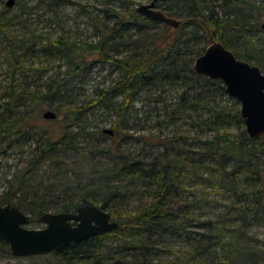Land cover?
<instances>
[{"label":"trees","instance_id":"trees-1","mask_svg":"<svg viewBox=\"0 0 264 264\" xmlns=\"http://www.w3.org/2000/svg\"><path fill=\"white\" fill-rule=\"evenodd\" d=\"M116 1L121 4L113 5ZM22 2L16 0L15 6ZM61 2L39 0L54 16ZM105 4L104 20L93 18L95 43L71 41L64 33L49 41L34 31L17 40L11 28L19 16L10 18L6 6L0 10V44L6 43L23 74L21 85L8 88L6 106L38 103L60 123L58 131L43 130L38 136L0 204L30 212L31 224L52 210L75 213L86 204L99 206L119 223L114 232L46 257L62 264H264V241L254 232L264 228V139H250L241 104L223 82L194 68L206 47L220 41L264 73V0H168L158 5L180 20L178 29L138 14L135 0ZM94 56L120 76L90 99L69 85L83 77ZM31 71L38 72L37 78L29 76ZM170 91L175 101L168 103L163 96ZM141 92L149 102L163 104L164 120L158 112L156 126L174 128L173 139L157 137L156 154L144 149L126 153L122 144L130 137L148 145L144 135L135 136L144 126L131 128L128 120ZM97 109L116 115L113 136L99 130L110 144L78 148L81 139L95 137L86 125ZM181 123L189 129L178 136ZM13 126L10 117L0 118V143L19 133L20 127L13 132ZM195 129L199 132L192 137ZM209 188L225 196L211 200ZM193 189L200 195L193 196ZM134 201L143 204L138 212L120 210ZM0 249L10 256L8 246L0 244Z\"/></svg>","mask_w":264,"mask_h":264},{"label":"rangeland","instance_id":"rangeland-1","mask_svg":"<svg viewBox=\"0 0 264 264\" xmlns=\"http://www.w3.org/2000/svg\"><path fill=\"white\" fill-rule=\"evenodd\" d=\"M7 0L0 1V10L5 7ZM61 6L57 16L48 11V8L39 3V0H23L21 5L10 8L9 17L12 18L18 15L19 18L15 20L14 25L11 28L13 36L20 40L22 36L29 31H34L37 35L51 41H56L61 34H65L71 41L77 42H93L95 43L98 36L95 35L94 20L93 18L99 17L104 20L103 10L106 9V0H61ZM138 4H149L151 0H135ZM120 2H114L113 5L119 6ZM161 3H158L160 5ZM158 9L163 11L162 7ZM191 29L185 31L190 32ZM262 36V34H260ZM18 45H19V41ZM210 45V44H209ZM208 45V46H209ZM203 46V45H202ZM207 46V47H208ZM206 47V48H207ZM10 49L6 43L0 44V118L10 117L14 121L12 127L13 132H17V127H20V131L17 135H12L8 140L0 143V195H2L9 188V181L12 180L15 173L22 169L26 162L30 158V153L36 147L38 136L43 130H56L58 131L60 123L56 119L46 120L43 118L47 108L38 103H28L25 107L14 105L8 107L6 104L9 99L5 94L8 92V88L11 84L15 86L21 85L22 72L14 65L13 59L9 55ZM89 65L82 78H77L73 83L69 85L70 89H74L75 94H83L85 97L95 99V91L99 88L107 87L113 82L117 81L120 74L119 71L111 66L108 62L101 61L100 57L94 56L88 59ZM42 68L44 67L41 66ZM34 70V67H33ZM65 70V67H63ZM37 71L29 72L30 77L37 78ZM52 71L48 75H51ZM34 78H28V80H34ZM175 92L170 91L164 95L168 101H175ZM159 94L153 93V97L156 98ZM121 101V97L118 99ZM149 97L145 92L139 93L137 98L132 103V108L129 110V126L134 128L135 124L138 126H144L145 130H135V136L144 135L148 138V145H143L142 142H138L135 138H130L127 141L122 142L126 153H141L142 149L150 154H156L157 152V137L159 135L162 138L173 139L174 128H164L163 126H156L157 114L160 113L159 120H164V113L162 111L163 104H156L149 102ZM77 102V101H76ZM69 106L68 104H65ZM51 111V110H50ZM91 114V113H90ZM62 118V117H61ZM116 121V115L106 111L105 109H97V113H92L88 116V122L86 126H89L87 131L95 133V137L90 140H80L78 148H89L95 145L99 148H104L110 144V139L99 136V130L110 129L113 127V123ZM179 124L178 136L186 135L188 126ZM73 130H77L74 128ZM197 129L191 133L192 137H196ZM134 134L133 130L128 132ZM127 139V138H126ZM58 148V147H57ZM59 149V148H58ZM97 151L95 152V154ZM72 154L69 153L68 156ZM54 176V173L41 177L39 182H46L49 177ZM45 185H48L45 183ZM43 192V191H42ZM193 196L200 195L196 189L192 190ZM207 196L211 200L216 197L223 198L222 191L215 188L207 189ZM185 199H188L185 197ZM190 197L188 201H191ZM146 202V201H145ZM143 204L139 201H134L130 205L123 206L120 210L124 212H138L142 208ZM112 211V210H111ZM51 212H55L52 210ZM28 215L32 214L27 212ZM45 225L40 222H35L28 226L29 229H43ZM260 242L264 241V228H256L254 230ZM184 253L181 252L180 255ZM47 256H36L27 258H15L11 254L4 253L0 249V264H62L57 258H46ZM170 259V258H169ZM168 261V259H164ZM171 260V259H170Z\"/></svg>","mask_w":264,"mask_h":264},{"label":"water","instance_id":"water-1","mask_svg":"<svg viewBox=\"0 0 264 264\" xmlns=\"http://www.w3.org/2000/svg\"><path fill=\"white\" fill-rule=\"evenodd\" d=\"M168 0H151L137 6V13L168 27L178 29L180 20L168 17L158 9V3ZM16 0H7L5 6L13 8ZM195 71L212 80L222 81L227 93L241 104V117L252 140L264 139V73L261 69L238 59L220 41L212 42L204 54L196 59ZM46 120L57 115L46 111ZM106 134L114 135L113 129ZM32 216L14 205L0 204V244L8 246L15 258L64 254L74 245L118 230L119 223L107 211L96 205H82L75 213H46L40 218L43 229H29Z\"/></svg>","mask_w":264,"mask_h":264},{"label":"flooded vegetation","instance_id":"flooded-vegetation-1","mask_svg":"<svg viewBox=\"0 0 264 264\" xmlns=\"http://www.w3.org/2000/svg\"><path fill=\"white\" fill-rule=\"evenodd\" d=\"M49 111V110H48ZM57 118V117H56Z\"/></svg>","mask_w":264,"mask_h":264}]
</instances>
